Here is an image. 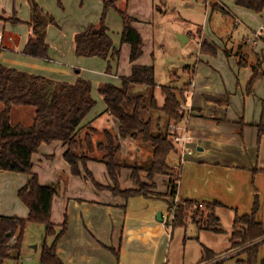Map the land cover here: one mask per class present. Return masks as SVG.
<instances>
[{"label": "crops", "instance_id": "0c3cea01", "mask_svg": "<svg viewBox=\"0 0 264 264\" xmlns=\"http://www.w3.org/2000/svg\"><path fill=\"white\" fill-rule=\"evenodd\" d=\"M34 1L55 20V24L46 26L47 57L23 54L33 32L30 0H0V64L56 82L72 84L77 78L90 81L96 104L80 124L83 128L80 133L88 127L95 129L94 143L103 138V130L117 135L118 123L106 112L97 88L103 83L120 86L133 65H153L155 77L158 38H155L154 21L166 14L167 1L115 0V6L106 9L105 25L112 50L118 54L111 56L110 53L106 59L76 55L74 36L90 24H97L104 10L103 1L111 0ZM181 1L185 9L194 8L190 0ZM201 2L209 18L214 11L228 16L236 33L224 29L220 33L221 42L216 39L219 35L207 30L206 23L201 28L195 24L197 28L193 32L185 28L178 34L183 44L193 39L198 47L192 52L193 65L184 69L188 80L181 87L186 89L187 115L170 127L173 136L191 137L190 141L174 143L176 159L171 164L166 160L179 174L174 199L221 203L215 210L221 228L224 218L232 227L235 216H241L240 211L242 215L249 214L257 196L256 219L264 228V132L259 131L264 127V11L255 13L236 5L235 0ZM116 7L134 19L133 27L142 39V54L134 62H130V45L121 41L123 21ZM176 9L177 6L173 10ZM240 61L245 64L241 65ZM257 62L263 75L248 87L253 76L252 66ZM172 78L167 72L165 80ZM160 86L157 84L155 89L162 96V100L155 96L159 107L164 101ZM136 87H131V91L141 93L142 89L135 92ZM23 110L12 111L14 121H30L32 111H26V115ZM119 143L116 161L123 166L117 175L119 188L136 189L131 167L147 169L152 150L146 149L145 142L131 137L120 138ZM66 148L58 141L43 143L32 155V173L40 184L55 189L50 214L55 234L61 230L64 220L67 221V230L56 244L57 256L64 264H213L220 260L222 264H245L242 248L231 249V233L226 239L230 248L221 251L225 239L218 236L224 233L223 236H228L222 228L221 233H216L194 223L164 226L170 175L156 174L150 180L144 170L139 176L143 183L153 185L150 197L124 198L110 190L113 183L106 166L98 160L102 153L95 152V160L90 159L84 165L79 163L74 172L64 159ZM30 177L0 170V216L28 217V209L17 193ZM159 213L162 221H158ZM177 228L184 230L175 231ZM41 232L42 246L51 245L55 235L46 236L45 228ZM35 249L40 248L37 245ZM204 249L216 254V258L202 262ZM10 256L15 257V253L11 252ZM11 260L14 264L20 263L21 254L18 260ZM36 264H40V254Z\"/></svg>", "mask_w": 264, "mask_h": 264}, {"label": "trees", "instance_id": "16d2710c", "mask_svg": "<svg viewBox=\"0 0 264 264\" xmlns=\"http://www.w3.org/2000/svg\"><path fill=\"white\" fill-rule=\"evenodd\" d=\"M104 10L97 24H90L84 31L74 36L75 53L83 57H100L106 59L112 50V41L105 25L106 9L115 6V0L103 1ZM235 4L255 13L264 11V0H235ZM31 25L33 32L24 48L23 54L31 57L46 58V26L55 24L51 15L44 12L34 0H30ZM123 21L122 43L130 45V62H134L142 54V39L134 29V19L126 11L116 7ZM241 65L244 62H239ZM252 66L253 76L250 87L263 73ZM109 70V66L107 68ZM107 70V71H108ZM147 86L150 94L133 93L131 87ZM157 87L154 77V66L133 65L131 73L122 78L120 86L103 83L97 88L106 104V112L118 123V134L109 130L102 131V139L94 143L93 135L97 131L91 127L80 133V124L94 108L96 102L91 95V82L77 78L72 84L56 82L42 76L7 68L0 64V170L31 175L25 186L18 190V198L28 209V217L0 216V264L11 259L20 258L27 224L43 225L45 235H55L51 245L44 244L40 253V264H64L57 256L56 244L67 230V221L55 234L50 214L55 189L39 183L32 173V155L41 144L55 141L67 146L64 152L65 161L74 172L77 165H83L90 159L95 160V152L102 153L98 159L107 169L113 183L110 188L113 194L124 198L131 196L150 197L153 185L140 180V172L146 171L151 180L156 174L170 175L168 182V210L175 209V221L172 227L184 226L189 222H201V229L221 233L219 219L215 215L221 203H201L183 200L173 202L176 194L178 172L168 166L166 160L170 152L175 150L170 127L179 124L187 115L184 109L186 89L171 86H160L164 96L163 105L158 106L154 91ZM15 108H28L32 111L31 121H14L12 111ZM154 119V120H153ZM264 132V127H260ZM131 137L148 143L152 150V160L147 169L140 166L131 167V178L136 189L120 190L117 175L123 168L116 161L120 149V138ZM97 160V159H96ZM259 210L257 196L250 214L236 215L232 224L231 249L242 248L246 254L245 264H264V257L258 260L259 248L264 244V228L257 221ZM11 252L15 257H11ZM216 254L204 249L202 262L216 258ZM222 260L213 264H222Z\"/></svg>", "mask_w": 264, "mask_h": 264}, {"label": "rangeland", "instance_id": "374dc122", "mask_svg": "<svg viewBox=\"0 0 264 264\" xmlns=\"http://www.w3.org/2000/svg\"><path fill=\"white\" fill-rule=\"evenodd\" d=\"M166 14L157 16L154 21V28H155V38H158V42L155 44V82L158 85L162 86H171L176 88H181L187 83V78L184 75V69L187 66H192L194 63L193 58V51L197 49V44L194 40L190 39V42L183 44L181 38L178 34H182L185 28L191 30L193 32L197 26L200 28L207 23V30L211 32H215L216 39L222 42L220 39V33L224 31V29H229V32H234L235 29L232 27L231 21L227 18L228 16L221 15L218 11H214L212 16L209 18V12L205 9L204 3L201 0L193 1L190 0V3L194 6V8H187L184 7V2L181 0H166ZM177 6V9L174 11L173 9ZM207 11V14H206ZM230 21V22H229ZM222 30V31H221ZM219 31V32H218ZM236 33V31H235ZM238 36V33L236 34ZM163 45V47L158 46ZM173 76L172 80L167 81L165 80V75L167 74ZM135 92H140L148 96L150 94V89L148 87L140 88V86L135 88ZM138 89V90H137ZM140 94V93H139ZM155 96L162 100V96L159 90L155 91ZM1 106V105H0ZM24 114H28L31 109L24 108ZM20 117V116H19ZM26 118V116H25ZM154 120V119H153ZM31 121V118H30ZM25 123L29 122L23 121ZM173 136V134H172ZM148 148L151 149L148 143H144ZM146 153V152H144ZM145 157V154H144ZM176 159L175 153L172 151L170 152L167 162L170 164ZM150 160V157L149 159ZM243 211H240V215H242ZM226 213H230L227 211ZM251 213V211H250ZM249 213V214H250ZM192 223V222H189ZM228 219H223L221 222V228L223 231L228 233V236L222 234L218 236L219 239H225L223 242L224 247L221 248V251L227 250L230 248V244L226 240L229 238V234L232 231L231 223L229 224ZM188 224V223H187ZM195 224V223H194ZM196 225L202 226L201 222H197ZM189 228H192L191 226ZM41 229H44V226L37 225V224H28L25 231V236L23 240V245L21 249V261L18 264H36V260L38 254L41 253V246L43 243V239H41ZM183 231V228H177L175 231ZM55 231V230H54ZM172 231V230H171ZM168 231V233H172ZM34 240V242H33ZM39 240V241H35ZM220 241V240H219ZM33 242V243H31ZM40 248L38 250L35 249V246ZM258 259L261 256H264V244H262L259 248L258 252ZM31 256L30 259L28 257ZM14 261H7V264H14Z\"/></svg>", "mask_w": 264, "mask_h": 264}, {"label": "built area", "instance_id": "2783aa9c", "mask_svg": "<svg viewBox=\"0 0 264 264\" xmlns=\"http://www.w3.org/2000/svg\"><path fill=\"white\" fill-rule=\"evenodd\" d=\"M181 140H183V141H185V140H186V141H190V140H191V137L188 136V135H186V136H184V137L173 136V141H174V143H179ZM173 202H174V203H177L178 200L173 199ZM200 207H202V204H201V203L199 204V208H200ZM167 212H168V215H167V217H165V218L163 219V224H164V226L167 227V228H172V225H173V223H174V221H175V209H170V210H168Z\"/></svg>", "mask_w": 264, "mask_h": 264}, {"label": "water", "instance_id": "95a60500", "mask_svg": "<svg viewBox=\"0 0 264 264\" xmlns=\"http://www.w3.org/2000/svg\"><path fill=\"white\" fill-rule=\"evenodd\" d=\"M158 221H162L161 214H158Z\"/></svg>", "mask_w": 264, "mask_h": 264}]
</instances>
